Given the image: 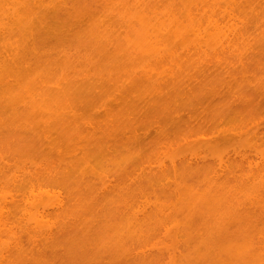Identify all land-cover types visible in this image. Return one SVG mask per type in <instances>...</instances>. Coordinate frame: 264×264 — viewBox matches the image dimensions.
Returning a JSON list of instances; mask_svg holds the SVG:
<instances>
[{"label":"rangeland","instance_id":"374dc122","mask_svg":"<svg viewBox=\"0 0 264 264\" xmlns=\"http://www.w3.org/2000/svg\"><path fill=\"white\" fill-rule=\"evenodd\" d=\"M167 1L0 0V264H264V0L210 1L222 49L129 60L116 13Z\"/></svg>","mask_w":264,"mask_h":264},{"label":"bare ground","instance_id":"6f19581e","mask_svg":"<svg viewBox=\"0 0 264 264\" xmlns=\"http://www.w3.org/2000/svg\"><path fill=\"white\" fill-rule=\"evenodd\" d=\"M152 1L154 2V0ZM156 1L159 2V0H155V2ZM177 1V4L173 1L171 2L173 4L167 1L169 6L170 4L171 6L169 7L166 4V6H164V9L165 7H168L166 8V13L170 10V12H168L166 16H159L160 14L155 12H159L158 7L155 6L157 2H154L155 4H151V6L149 3V7L146 5L149 14L147 13V9L144 8L145 5H143L142 7V4L140 2V5L139 3H137L134 4V6L132 5L126 8L124 11H119L116 13V21L120 25H123L127 29L126 32H128L129 35L133 38V42L130 45V47H132V51L127 52V57L129 60L138 59V56H140L145 58H158L159 60L161 59V61L165 60V63L167 61H175L176 58H174V42L178 43L181 46L180 48H182L185 53H189L191 51L195 54H198L200 52H203L205 49H222L225 42V36L220 27H222V25L224 26L225 24L235 23L236 20L238 22L241 21L238 16L232 13L234 11V7L229 4H225L223 1L219 3L218 1L220 0L212 3L210 1L213 0ZM47 3L48 0L46 2L44 0H22L21 5L22 8H32L35 13H41L42 11H47L46 9H50ZM153 5L154 7H152ZM160 6L162 5L160 4ZM139 8H141L142 10H140ZM217 11H219V13H216ZM207 12L209 13L206 14ZM29 15L30 11L26 12L23 15L21 14V17L16 15L17 21L20 22H17V24L24 25L21 23L26 22L28 24H31V22H29ZM198 17H200L201 19H198ZM99 31L95 29L93 34L91 31L93 37L92 35H90V37H92L93 40L96 39L95 41H97V38H100L102 36V38H100L98 41V44H100L99 42H101L102 44L106 38L104 37V33L101 30ZM94 33L96 36L94 35ZM97 33H99V35H102L97 37ZM98 44L93 43V45H95V48L93 47L94 49L92 50H95L96 48L103 45L102 44L97 46ZM89 45L93 46L91 42H89L88 47ZM89 48L91 49L92 47ZM162 55L164 56L162 57ZM174 63H176V61ZM171 64L173 65V63ZM71 77L67 76L66 78L62 79L64 81L62 83L64 89L66 88L68 90L79 86V80H76L73 75ZM24 87L25 89H27V86ZM54 88L60 90L61 87L59 86V84H56ZM22 91L25 90L22 89L21 92ZM34 95L37 96L36 99H34ZM52 96L53 94H51V91L43 87V89H40L39 92H36L33 95L31 94L29 96H24V94H21L18 102H20L23 107H28L29 109H40L42 112H45L44 110L50 107ZM210 211L214 212L207 213L208 215L220 214V209L218 208H213ZM40 221L34 219L33 224H35V228L41 229L43 225H41L42 223L40 224Z\"/></svg>","mask_w":264,"mask_h":264}]
</instances>
